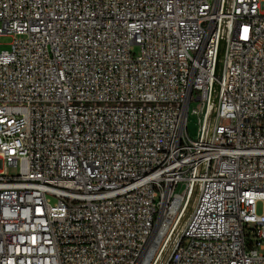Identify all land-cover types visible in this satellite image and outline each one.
Here are the masks:
<instances>
[{
  "label": "built area",
  "instance_id": "built-area-1",
  "mask_svg": "<svg viewBox=\"0 0 264 264\" xmlns=\"http://www.w3.org/2000/svg\"><path fill=\"white\" fill-rule=\"evenodd\" d=\"M3 35L0 264H264V0H0Z\"/></svg>",
  "mask_w": 264,
  "mask_h": 264
},
{
  "label": "rangeland",
  "instance_id": "rangeland-1",
  "mask_svg": "<svg viewBox=\"0 0 264 264\" xmlns=\"http://www.w3.org/2000/svg\"><path fill=\"white\" fill-rule=\"evenodd\" d=\"M12 38L11 36L8 35H3L0 37V48L1 49H8L9 48V43L11 42ZM197 122H198V116L193 114L189 117L188 123H187V131L190 137H194L197 133ZM193 201V200H192ZM192 208L191 205L188 207L187 211H184V217L191 212ZM258 211H261V207L258 205ZM189 216V215H188ZM187 216V217H188ZM185 222V219L182 221V224Z\"/></svg>",
  "mask_w": 264,
  "mask_h": 264
},
{
  "label": "bare ground",
  "instance_id": "bare-ground-1",
  "mask_svg": "<svg viewBox=\"0 0 264 264\" xmlns=\"http://www.w3.org/2000/svg\"><path fill=\"white\" fill-rule=\"evenodd\" d=\"M194 200L195 199H193V201L189 204V206L191 205V208L193 207V205H194ZM182 212H184V211H182ZM190 213V212H189ZM189 215V214H188ZM187 215V216H188ZM183 216H185L183 213H181V215L179 216V218L177 219V221H176V223H175V227L177 226V227H180V226H182L181 224H182V221H181V219H182V217ZM185 218V217H184ZM186 221V220H185ZM180 225V226H179ZM165 251H161V253L159 254V256L157 257V259H156V263L155 264H160L161 262H162V260L166 257V254H167V252H165Z\"/></svg>",
  "mask_w": 264,
  "mask_h": 264
},
{
  "label": "trees",
  "instance_id": "trees-1",
  "mask_svg": "<svg viewBox=\"0 0 264 264\" xmlns=\"http://www.w3.org/2000/svg\"><path fill=\"white\" fill-rule=\"evenodd\" d=\"M187 218H188V217L186 216V218H183V220H184V219L186 220Z\"/></svg>",
  "mask_w": 264,
  "mask_h": 264
}]
</instances>
